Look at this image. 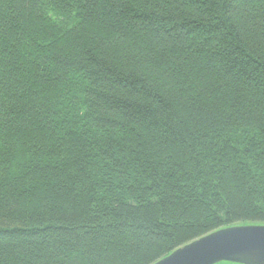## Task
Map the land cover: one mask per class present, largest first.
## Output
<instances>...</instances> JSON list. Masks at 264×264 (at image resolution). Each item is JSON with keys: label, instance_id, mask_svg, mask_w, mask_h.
<instances>
[{"label": "trees", "instance_id": "16d2710c", "mask_svg": "<svg viewBox=\"0 0 264 264\" xmlns=\"http://www.w3.org/2000/svg\"><path fill=\"white\" fill-rule=\"evenodd\" d=\"M248 223L264 0H0V264H153Z\"/></svg>", "mask_w": 264, "mask_h": 264}, {"label": "water", "instance_id": "95a60500", "mask_svg": "<svg viewBox=\"0 0 264 264\" xmlns=\"http://www.w3.org/2000/svg\"><path fill=\"white\" fill-rule=\"evenodd\" d=\"M264 264V224L248 223L215 230L153 264Z\"/></svg>", "mask_w": 264, "mask_h": 264}, {"label": "rangeland", "instance_id": "374dc122", "mask_svg": "<svg viewBox=\"0 0 264 264\" xmlns=\"http://www.w3.org/2000/svg\"><path fill=\"white\" fill-rule=\"evenodd\" d=\"M219 264H236V263H230V262H223V263H219Z\"/></svg>", "mask_w": 264, "mask_h": 264}, {"label": "flooded vegetation", "instance_id": "af4514ba", "mask_svg": "<svg viewBox=\"0 0 264 264\" xmlns=\"http://www.w3.org/2000/svg\"><path fill=\"white\" fill-rule=\"evenodd\" d=\"M220 263H223V262H220ZM217 264H219V263H217Z\"/></svg>", "mask_w": 264, "mask_h": 264}]
</instances>
